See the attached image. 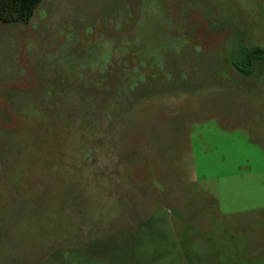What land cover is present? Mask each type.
I'll list each match as a JSON object with an SVG mask.
<instances>
[{"label": "rangeland", "instance_id": "obj_1", "mask_svg": "<svg viewBox=\"0 0 264 264\" xmlns=\"http://www.w3.org/2000/svg\"><path fill=\"white\" fill-rule=\"evenodd\" d=\"M259 56L264 0L0 22V264H261Z\"/></svg>", "mask_w": 264, "mask_h": 264}, {"label": "trees", "instance_id": "obj_2", "mask_svg": "<svg viewBox=\"0 0 264 264\" xmlns=\"http://www.w3.org/2000/svg\"><path fill=\"white\" fill-rule=\"evenodd\" d=\"M43 0H0V22L6 25L29 24ZM263 60L264 57L259 56Z\"/></svg>", "mask_w": 264, "mask_h": 264}, {"label": "crops", "instance_id": "obj_3", "mask_svg": "<svg viewBox=\"0 0 264 264\" xmlns=\"http://www.w3.org/2000/svg\"><path fill=\"white\" fill-rule=\"evenodd\" d=\"M251 220L264 222V215L253 216V218ZM257 237H258V239L247 241V243L253 244L252 247H254V248L252 251V253H253L252 258L254 259V261L256 263L264 264V238H263V235H261V234L258 235ZM245 259H248V258H245Z\"/></svg>", "mask_w": 264, "mask_h": 264}]
</instances>
